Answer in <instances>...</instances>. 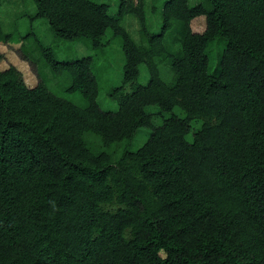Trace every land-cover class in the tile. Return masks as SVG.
I'll return each instance as SVG.
<instances>
[{
	"label": "trees",
	"instance_id": "obj_1",
	"mask_svg": "<svg viewBox=\"0 0 264 264\" xmlns=\"http://www.w3.org/2000/svg\"><path fill=\"white\" fill-rule=\"evenodd\" d=\"M29 1L30 19L91 52L59 58L30 28L1 20L0 41L17 32L21 49L87 105L41 78L28 85L13 64L0 69V264H264V0H163L157 31L146 0H116V12L101 0ZM125 13L137 16L143 45L120 24ZM198 16L201 31L191 26ZM173 21L177 53L164 43ZM108 29L123 52L121 79L107 90L114 110L98 103L93 69ZM158 60L172 70L168 82ZM142 126L148 136L132 150Z\"/></svg>",
	"mask_w": 264,
	"mask_h": 264
},
{
	"label": "rangeland",
	"instance_id": "obj_2",
	"mask_svg": "<svg viewBox=\"0 0 264 264\" xmlns=\"http://www.w3.org/2000/svg\"><path fill=\"white\" fill-rule=\"evenodd\" d=\"M108 1L110 4V11L116 12L117 1L116 0H101ZM163 0H146V15L148 28L151 31H157L162 25L161 7ZM199 0H188L189 4H195ZM33 5L29 0H0V20L3 27L6 30H11L16 24L18 32L25 34L30 28L31 32L38 36L43 43L52 44L55 48L56 54L59 58L73 57L75 55H86L91 52L84 42L56 39L53 36L52 31L48 27L47 20L44 18L30 19V15L33 14ZM120 24L128 31L132 39L139 45H143L144 40L140 31V23L137 16L132 13H125L120 17ZM191 26L196 31L203 30L205 26L204 16H198L192 19ZM112 30L108 29L104 35V44L100 51H97V56L93 64V69L97 77V81L100 86L97 100L100 106L107 110H114L117 108V103L107 90L114 84H117L122 76V63L123 52L120 45V39L112 36ZM181 32L176 22H172L171 26L164 33V43L166 47L174 51L179 52L180 49ZM22 42L19 39V35L16 34L11 40L7 42L0 41V51L4 56L0 60V69L6 68L9 65H15L21 72L25 82L28 85H34L38 79L44 81L46 86L55 94L63 96L79 106H86L87 101L78 92H67L63 90V85L67 82V79H61L54 77L49 67H44L43 64L37 60V52H28L26 49H21ZM210 61L209 70L213 71L217 63V53L219 45L217 42L210 49ZM25 52L29 56L28 59L24 57ZM157 69L160 77L168 82L172 75V70L166 60L157 61ZM139 79L142 82H146L148 78V71L144 64L139 66ZM154 111V107H151ZM172 112L183 115V111L179 107H174ZM170 112H164L163 114H153L152 122L154 124H160L164 116L169 115ZM201 124L200 120L192 121V130L186 134V138L190 140L192 138L193 130L199 128ZM149 132L148 127H140L133 136L129 148L135 150L139 147L147 138ZM99 139V138H98ZM119 147V146H118ZM117 148V147H116ZM106 208L113 209L115 205L105 204Z\"/></svg>",
	"mask_w": 264,
	"mask_h": 264
},
{
	"label": "crops",
	"instance_id": "obj_3",
	"mask_svg": "<svg viewBox=\"0 0 264 264\" xmlns=\"http://www.w3.org/2000/svg\"><path fill=\"white\" fill-rule=\"evenodd\" d=\"M42 18V17H41ZM40 19V18H39ZM44 19V18H43Z\"/></svg>",
	"mask_w": 264,
	"mask_h": 264
}]
</instances>
